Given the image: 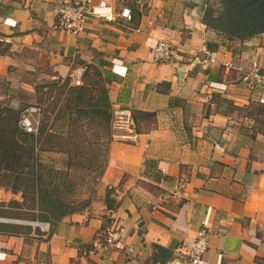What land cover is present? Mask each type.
<instances>
[{
	"label": "crops",
	"instance_id": "0c3cea01",
	"mask_svg": "<svg viewBox=\"0 0 264 264\" xmlns=\"http://www.w3.org/2000/svg\"><path fill=\"white\" fill-rule=\"evenodd\" d=\"M61 1L72 0H0V102L20 107L39 79L90 65L109 83L111 111L154 122L108 141L79 211L47 230L1 221L0 264H190L184 251L200 227L209 263L220 253L219 264H264V87L241 81L253 65L264 72V43L203 24L210 0H106L115 12L127 6L129 20L86 18L70 36L56 27ZM154 12L159 20L144 24ZM159 39L173 53L154 64ZM105 223L124 228L131 255L86 254Z\"/></svg>",
	"mask_w": 264,
	"mask_h": 264
},
{
	"label": "trees",
	"instance_id": "16d2710c",
	"mask_svg": "<svg viewBox=\"0 0 264 264\" xmlns=\"http://www.w3.org/2000/svg\"><path fill=\"white\" fill-rule=\"evenodd\" d=\"M232 12L228 5L221 10L209 6L201 22L214 29L215 25H220L225 33L241 40L247 39L251 35L236 33L234 25L237 20ZM108 84L96 68L85 65L78 86L71 84L70 76H55L44 85H35V94L47 87L44 99L52 100L48 113L40 115L38 137L35 139L17 126L18 113L24 106L13 108L0 102V188L18 194L19 200L11 199L16 206H20L19 201H22L28 207H35L38 216L32 214V218L44 221L52 218L53 221L86 206L82 199V207L75 209L73 207L76 206L68 199L71 191L68 169L93 172L94 178H99L106 165L111 118L106 97ZM54 89L56 95L53 99ZM59 101H62V106L58 114L50 116L52 107ZM130 115L138 133L148 130L154 122L153 113L133 110ZM63 117L67 121L64 130L62 123H58ZM100 134L104 136L103 140L98 138ZM35 146L36 152L33 151ZM46 152L60 153L62 165L54 166L36 157V154ZM104 199L107 204L106 193Z\"/></svg>",
	"mask_w": 264,
	"mask_h": 264
},
{
	"label": "built area",
	"instance_id": "2783aa9c",
	"mask_svg": "<svg viewBox=\"0 0 264 264\" xmlns=\"http://www.w3.org/2000/svg\"><path fill=\"white\" fill-rule=\"evenodd\" d=\"M129 8L123 7L115 12L109 2L106 0H72L61 1L58 3L55 12L56 27L63 33L70 36H76L81 33L83 23L86 18H92L101 22L111 23L116 19L126 22L130 18ZM152 18L145 16L144 24H155L159 20V13L154 12ZM137 31V28L134 29ZM200 51H205L201 47ZM173 53L170 42L163 39L156 41L155 45L149 53L150 61L154 64L168 62ZM209 61L212 58H208ZM225 65L228 66V63ZM83 67L76 68L71 72V84L78 86L81 84ZM243 83L249 86L260 85L264 87V72L257 70L254 65L251 71L241 77ZM210 95V94H209ZM206 96L207 102L210 96ZM258 102L264 104V98H259ZM210 105V104H209ZM111 118L109 122V140L125 141L135 136V124L130 112L124 109H113L110 112ZM17 126L33 137H38V127L40 124V110L36 106H27L22 108L18 113ZM36 152V146L33 149ZM3 221H15L23 223V225L34 226L39 229L47 230L48 221L44 220H25L23 218H1ZM52 233V231H51ZM207 232L203 228H198L193 237V241L189 243L184 251L190 264H219L220 253H217V259L213 263H209L204 259V253L207 248ZM134 251V244L127 240L124 228L118 223H105L98 231V237L92 240L90 246L86 250V254L100 255L103 253L117 252L122 255H131Z\"/></svg>",
	"mask_w": 264,
	"mask_h": 264
},
{
	"label": "rangeland",
	"instance_id": "374dc122",
	"mask_svg": "<svg viewBox=\"0 0 264 264\" xmlns=\"http://www.w3.org/2000/svg\"><path fill=\"white\" fill-rule=\"evenodd\" d=\"M251 1V0H250ZM229 3H232V0H210V7H213L214 9H222L225 5H227ZM249 2V0H248ZM248 2H246L245 4H247ZM215 29H217L218 31L222 32H226L224 29H222V27L220 25H215L214 26ZM263 32V31H262ZM227 37L230 38L233 35H230L228 33H226ZM233 34V33H232ZM241 34V33H240ZM256 39H258L259 44H263L264 43V34H256ZM234 37V36H233ZM264 45V44H263ZM54 78V77H53ZM52 78V79H53ZM49 81H51L50 78L48 77H44L39 79V81L36 82V86L39 85H44L46 83H48ZM59 85V84H58ZM47 91V87L44 89L39 90L36 94H34L33 96H31L29 99H27L24 103H22V105L24 107L26 106H36L39 108L40 110V115L45 114L46 112L48 113L47 110H49V106H51V101L48 99H44V95ZM56 95V90H53V94L51 95V98ZM61 99V98H59ZM44 100V101H43ZM21 105V106H22ZM62 106V101H59L58 103L56 102V104L52 107V111L50 112V116L56 115L58 114V110L60 109V107ZM46 110V111H45ZM51 121V119H50ZM49 121V122H50ZM62 123V127L63 130L66 127V117H63L62 119L58 120V123ZM94 137V136H92ZM90 137V138H92ZM104 136L100 134V136L98 137L100 140H103ZM97 140V143H100ZM101 146H99L100 148ZM36 157H38V159H41L43 162H51L54 166H61L62 165V155L60 153H52V152H46V153H39L36 154ZM69 182L71 185V191L68 194V199L70 201L73 202V205L76 207H73L75 209H79L82 207L83 204V200L84 199L87 203L91 198V195L93 194L94 191V182L95 180L94 178V173H88L86 174V176L82 175V173L80 171L78 172H69ZM86 178V180L84 181V179ZM17 199L19 200L18 194L17 193H12L10 192L8 189H4V188H0V219L1 218H5V217H9V218H23L25 220H34L36 219L35 217H31V215H37L35 207H28L27 203H23L22 201H19V205L20 206H16V204H14L13 201H11V199ZM39 220V219H38ZM52 220V218L49 219V221ZM3 222V220H0V222Z\"/></svg>",
	"mask_w": 264,
	"mask_h": 264
},
{
	"label": "flooded vegetation",
	"instance_id": "af4514ba",
	"mask_svg": "<svg viewBox=\"0 0 264 264\" xmlns=\"http://www.w3.org/2000/svg\"><path fill=\"white\" fill-rule=\"evenodd\" d=\"M232 0L228 6L236 18L234 29L241 35H252L264 31V0Z\"/></svg>",
	"mask_w": 264,
	"mask_h": 264
}]
</instances>
